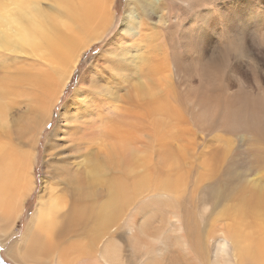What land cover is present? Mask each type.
I'll use <instances>...</instances> for the list:
<instances>
[{
  "label": "bare ground",
  "instance_id": "bare-ground-1",
  "mask_svg": "<svg viewBox=\"0 0 264 264\" xmlns=\"http://www.w3.org/2000/svg\"><path fill=\"white\" fill-rule=\"evenodd\" d=\"M45 1L0 0L4 241L35 186L31 151L14 139L39 140L79 54L113 24L106 0ZM113 36L79 81L77 112L64 106L37 208L8 255L264 264V0H127Z\"/></svg>",
  "mask_w": 264,
  "mask_h": 264
},
{
  "label": "rangeland",
  "instance_id": "rangeland-1",
  "mask_svg": "<svg viewBox=\"0 0 264 264\" xmlns=\"http://www.w3.org/2000/svg\"><path fill=\"white\" fill-rule=\"evenodd\" d=\"M105 1V0H104ZM126 2L127 0H106V4H108L109 11L111 13L112 19V27L110 30L102 36L101 41L95 44L89 45L82 53L79 54L76 62L74 63V67L71 70V75L69 78V82L64 85L61 92L59 93L58 97L53 103V107L51 109L50 118L46 121L44 124L45 126L41 130V134L39 136V140L36 143H33L31 146V143L33 142V138L28 139L26 136L19 139H14V143H17V145H21V147L25 150H30V156H32V170L31 174L33 176V179L35 181L34 191L30 192L27 196V198L24 200V204L22 206V214L21 218L17 220V226L15 229H13V232L9 235V239L4 241L2 237L0 236V264H22L19 261L13 259L10 257L7 253V250L9 246L16 240L20 238L24 230L27 228L28 224L30 223V219L32 215L34 214L37 205H38V196L40 193V190L42 188V184L44 182L45 177V162H46V156H45V150L47 142L50 138H52V135L54 133V130L58 124H60L61 119L60 115L62 111L64 110L65 104L68 108L71 109V112L76 113L78 110V98L75 94L76 89L78 88L79 81L82 78V76L85 74V72L88 71V68L91 67V64L94 61V58L105 48L109 41L114 37L113 35L117 32V30L120 28V25L122 23V20L125 15V9H126ZM50 1L46 0L44 2V8L49 9ZM178 7L174 6L171 10V13L174 14L175 12H178L183 16L184 11L182 9H178ZM19 69L17 65H9L8 68H6V71L8 70H14ZM4 88L7 89L8 87L4 84H1ZM80 102V101H79ZM25 108L24 105L22 107H13L12 112L16 114L17 120H20V112L22 113V109ZM11 114L10 116H12ZM18 115V116H17ZM22 120V119H21ZM64 134H62L63 136ZM17 138V137H16ZM26 141V142H25ZM24 142V143H23ZM55 142V140H53ZM60 142V149L62 148V153H68L70 151V144L71 142L67 137H64V139ZM66 146H69L66 148ZM69 149L66 150V149ZM68 151V152H67ZM77 157V156H74ZM72 159H74L72 157ZM79 158L77 157L76 160ZM53 161V160H52ZM28 165L30 162H27ZM30 170V169H29ZM60 179L61 176H59ZM63 181L60 182V187L65 191V194L68 192V184L65 182L66 180L62 179Z\"/></svg>",
  "mask_w": 264,
  "mask_h": 264
}]
</instances>
